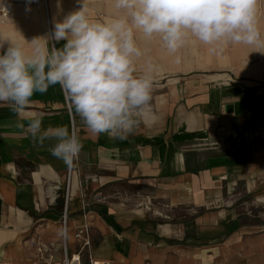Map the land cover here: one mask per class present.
<instances>
[{
    "label": "crops",
    "instance_id": "obj_1",
    "mask_svg": "<svg viewBox=\"0 0 264 264\" xmlns=\"http://www.w3.org/2000/svg\"><path fill=\"white\" fill-rule=\"evenodd\" d=\"M46 1L13 4L0 36L50 38L55 22L82 7L81 0ZM86 3L94 19L118 14L113 0ZM262 11L264 1L257 13L264 33ZM136 39L144 53L137 74L148 61L156 71L150 113L124 139L93 134L59 85L36 93L21 114L0 102L4 252L32 248L39 237L63 248L67 260L80 261L81 251H73L81 248L85 264H211L239 253L223 240L264 227L243 222L249 215L238 211L248 201L264 204V60L245 61L250 53L264 59V49L225 43L213 51L189 37L171 54L159 37ZM49 42L60 48L66 41ZM33 115L44 129L63 126L79 137L83 148L70 172L49 151L55 140L39 146L18 127ZM84 227L88 246L75 239Z\"/></svg>",
    "mask_w": 264,
    "mask_h": 264
},
{
    "label": "clouds",
    "instance_id": "obj_2",
    "mask_svg": "<svg viewBox=\"0 0 264 264\" xmlns=\"http://www.w3.org/2000/svg\"><path fill=\"white\" fill-rule=\"evenodd\" d=\"M82 7L54 23L51 37L30 42L0 36V102L21 114L36 93L59 85L84 125L96 135L124 139L138 117L150 113L156 66L148 61L137 74L136 61L143 56L136 34L159 37L171 54L189 37L216 47L230 43L264 49V33L257 19L261 0H113L118 14L94 19L86 0ZM0 10L4 11L3 6ZM50 39L66 41L50 46ZM176 62H180L177 57ZM24 129L39 146L55 140L51 154L72 166L83 148L67 127H42L39 116L26 117ZM63 235L66 229L61 228Z\"/></svg>",
    "mask_w": 264,
    "mask_h": 264
},
{
    "label": "rangeland",
    "instance_id": "obj_3",
    "mask_svg": "<svg viewBox=\"0 0 264 264\" xmlns=\"http://www.w3.org/2000/svg\"><path fill=\"white\" fill-rule=\"evenodd\" d=\"M260 5L261 3L258 9ZM260 16H264V11L260 12ZM143 45L147 47L149 51L151 50V43H145ZM192 45L194 47L196 44L193 43ZM256 56L257 55H252V53H250L249 58L245 59V61L248 63H255L264 60ZM238 211L240 214L249 215L247 221H243L245 223H264V204H252L248 201L246 204L239 206ZM256 228L255 231L246 232L239 238L234 237L231 239L229 237L223 240V243L228 244L230 248H240L239 253H228L223 259L211 264H264V248H258L260 245L264 246V227L256 226ZM31 245L32 248H17L18 251L14 253H6L4 252V248H0V264H71L76 261V258H74L71 262L66 263L63 248L56 250V248H52L51 245L45 244L39 237L33 238ZM41 245L45 248H39ZM192 245H198V243L193 242ZM251 248H256V251H249ZM76 251H81L82 253L79 263L85 264V251H82L81 248H75L73 252ZM72 254L73 253H71V255Z\"/></svg>",
    "mask_w": 264,
    "mask_h": 264
},
{
    "label": "built area",
    "instance_id": "obj_4",
    "mask_svg": "<svg viewBox=\"0 0 264 264\" xmlns=\"http://www.w3.org/2000/svg\"><path fill=\"white\" fill-rule=\"evenodd\" d=\"M46 0H0V6H3L4 11L0 10V24L5 22L11 15V6L13 4H27V5H31V6H45L46 5ZM69 168V172L71 171V169L73 168V165L72 166H68ZM75 239L77 241H79L81 243L82 246H88L89 245V242L87 240V237H86V229L85 227L84 228H81L78 230V232L75 234ZM39 248H45L43 245H41ZM77 256V259H76V262L77 264H79V256ZM73 259L70 258L69 261L71 262ZM65 262H68L67 259H65ZM90 264H96L94 262H91L90 261ZM97 264H108V263H105V262H102V263H97Z\"/></svg>",
    "mask_w": 264,
    "mask_h": 264
},
{
    "label": "bare ground",
    "instance_id": "obj_5",
    "mask_svg": "<svg viewBox=\"0 0 264 264\" xmlns=\"http://www.w3.org/2000/svg\"><path fill=\"white\" fill-rule=\"evenodd\" d=\"M74 258H76L77 259V256H73V259L72 260H74ZM68 262H70L69 260H68ZM67 263V262H66ZM94 263H98L97 261H94ZM76 264H77V262H76Z\"/></svg>",
    "mask_w": 264,
    "mask_h": 264
}]
</instances>
